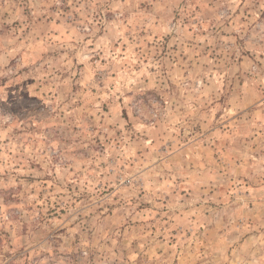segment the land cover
I'll list each match as a JSON object with an SVG mask.
<instances>
[{"label":"rangeland","instance_id":"rangeland-1","mask_svg":"<svg viewBox=\"0 0 264 264\" xmlns=\"http://www.w3.org/2000/svg\"><path fill=\"white\" fill-rule=\"evenodd\" d=\"M0 264H264V0H0Z\"/></svg>","mask_w":264,"mask_h":264}]
</instances>
